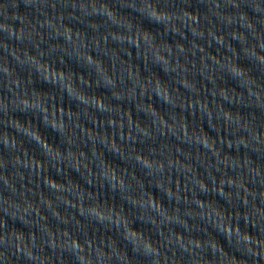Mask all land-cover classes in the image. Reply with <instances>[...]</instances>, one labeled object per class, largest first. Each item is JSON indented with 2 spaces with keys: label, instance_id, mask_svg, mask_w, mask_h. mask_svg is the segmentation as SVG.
I'll list each match as a JSON object with an SVG mask.
<instances>
[{
  "label": "clouds",
  "instance_id": "9594fccd",
  "mask_svg": "<svg viewBox=\"0 0 264 264\" xmlns=\"http://www.w3.org/2000/svg\"><path fill=\"white\" fill-rule=\"evenodd\" d=\"M0 264H264V0H0Z\"/></svg>",
  "mask_w": 264,
  "mask_h": 264
}]
</instances>
